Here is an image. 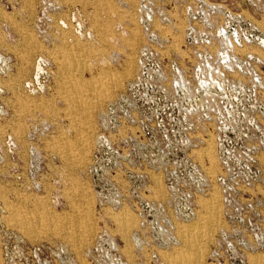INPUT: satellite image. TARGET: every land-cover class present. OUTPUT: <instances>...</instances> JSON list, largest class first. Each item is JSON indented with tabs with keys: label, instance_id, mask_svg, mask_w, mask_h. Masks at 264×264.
Here are the masks:
<instances>
[{
	"label": "rangeland",
	"instance_id": "rangeland-1",
	"mask_svg": "<svg viewBox=\"0 0 264 264\" xmlns=\"http://www.w3.org/2000/svg\"><path fill=\"white\" fill-rule=\"evenodd\" d=\"M226 1L264 32L258 9ZM144 2L149 16L169 13L172 50L185 59L189 0H0V264H136V252L142 264H152L151 252L165 264H206L223 225L212 139L197 153L210 194L179 226L177 246L157 205L145 207L166 190L157 153L128 125ZM95 92L105 97L95 103ZM253 188L264 206L263 176ZM249 264H264V255Z\"/></svg>",
	"mask_w": 264,
	"mask_h": 264
},
{
	"label": "built area",
	"instance_id": "built-area-1",
	"mask_svg": "<svg viewBox=\"0 0 264 264\" xmlns=\"http://www.w3.org/2000/svg\"><path fill=\"white\" fill-rule=\"evenodd\" d=\"M189 1L182 14L185 59L172 50L169 13L149 16L148 2L139 8L145 44L128 84V125L135 129L131 137L157 153L166 190L164 200L145 207L157 205L177 246L179 226L196 218L199 200L210 194L212 182L197 153L213 139L223 225L206 264H249L264 255V206L254 201L253 188L264 177V32L238 4ZM237 1L264 15L260 0ZM157 20L163 27L153 29ZM168 242L161 239L158 247ZM150 256L152 264H165L155 252Z\"/></svg>",
	"mask_w": 264,
	"mask_h": 264
},
{
	"label": "bare ground",
	"instance_id": "bare-ground-1",
	"mask_svg": "<svg viewBox=\"0 0 264 264\" xmlns=\"http://www.w3.org/2000/svg\"><path fill=\"white\" fill-rule=\"evenodd\" d=\"M90 88H91V91H93L94 90V88L95 87H93L92 85L90 86ZM89 87H88V89H90ZM71 92V91H70ZM73 92V91H72ZM104 94H105V92H95V96H93L94 97V100H95V103H96V101H101V97L102 98H104L105 96H104ZM84 104H85V106H86V109H92V107H93V105L95 104V103H92V102H89V101H84L83 102ZM96 105V104H95ZM97 105H98V103H97ZM213 140V139H212ZM77 148V147H76ZM205 154H206V156L208 157V159L209 160H213L214 159V154H213V152H212V149H211V151L209 150V155H208V152H205ZM216 158V157H215ZM197 159H198V157H197ZM199 161V160H198ZM200 163H202L203 164V162H201V160H200ZM211 167V166H210ZM210 167H208V168H210ZM207 174V173H206ZM207 224H208V222H207ZM210 225V224H209ZM207 226V225H206ZM195 254V253H194ZM186 256V255H185ZM197 257H198V255H197ZM196 257V258H197ZM184 258V257H183ZM195 258V259H196ZM193 260V259H192ZM188 262V261H187ZM192 263H193V261H192Z\"/></svg>",
	"mask_w": 264,
	"mask_h": 264
}]
</instances>
